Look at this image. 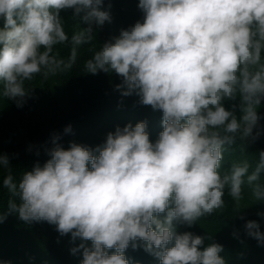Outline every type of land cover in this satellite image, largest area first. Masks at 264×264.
<instances>
[{
	"label": "clouds",
	"instance_id": "clouds-1",
	"mask_svg": "<svg viewBox=\"0 0 264 264\" xmlns=\"http://www.w3.org/2000/svg\"><path fill=\"white\" fill-rule=\"evenodd\" d=\"M103 4L0 0L3 95L23 99L24 82L52 63L53 46L67 39L62 10L73 9L89 25L74 37L80 42L90 37L93 23L110 22ZM138 7L143 21L105 42L86 69L114 72L123 81L117 87L126 86L123 95L138 90L143 105L162 110L158 140L150 141L141 121L118 126L95 149L75 142L67 150L56 145L51 158L25 172L18 185L12 175L4 179L20 200L10 202V210L25 222L47 221L61 235L91 241V247L81 243L71 249L73 254L83 249L81 264H129L124 253L137 241L160 264H225L221 245L201 250L205 238L177 233L175 222L191 226L222 208L226 187L239 200L244 177L254 184L264 167L262 151L251 174L247 163L233 165L223 176L219 171L225 146L234 143L236 133L248 138L260 119L264 0H139ZM237 95L239 119L223 104ZM70 131L69 125L65 132ZM8 164L7 156H0V165ZM253 191L264 199L259 184ZM245 228L264 244L257 221H247Z\"/></svg>",
	"mask_w": 264,
	"mask_h": 264
},
{
	"label": "trees",
	"instance_id": "trees-1",
	"mask_svg": "<svg viewBox=\"0 0 264 264\" xmlns=\"http://www.w3.org/2000/svg\"><path fill=\"white\" fill-rule=\"evenodd\" d=\"M138 3L139 0H104L102 10L109 11L110 22L93 23L90 37L85 35L80 42L74 37L89 25L74 15L73 9L62 10L60 16L67 39L53 46L52 63L24 82L27 95L19 100L9 99L3 95L0 83V156L9 159L8 165H0V264H28L29 260L33 264H81L83 249L75 254L71 249L81 243L91 247V241L73 240L71 234L61 235L56 225L47 221L21 220L10 210V202L19 204L20 200L3 184L8 175L18 185L25 172L37 163L43 166L51 158L50 151L56 145L67 150L75 142L95 149L105 143L108 133L129 123L135 126L146 122L150 141L158 140L163 130L162 110L143 105L138 90L123 95L126 86L117 87L123 81L114 72L92 74L86 69L87 62L105 42L137 21H143ZM260 56V63L264 64V48ZM223 104L238 119L241 117L239 95L224 100ZM257 113L260 119L252 134L243 138L241 133H236L234 143L225 146L219 169L222 176L229 174L236 164L247 163L249 174L260 166V152L264 151V98ZM69 125L71 131L65 132ZM55 137L59 139L54 143ZM256 184L264 188V167L260 168L259 179L254 184L244 177L239 200H234L226 187L222 208L191 226L175 222V231L204 237L201 250L212 243L221 245L220 255L225 264H264V244L249 236L245 228L247 221H257L264 232V215H260L264 214V199H257L254 194ZM136 243V248L130 244L124 253L129 264H160L157 256L145 250L142 241ZM108 251L112 254L114 249Z\"/></svg>",
	"mask_w": 264,
	"mask_h": 264
},
{
	"label": "rangeland",
	"instance_id": "rangeland-1",
	"mask_svg": "<svg viewBox=\"0 0 264 264\" xmlns=\"http://www.w3.org/2000/svg\"><path fill=\"white\" fill-rule=\"evenodd\" d=\"M30 262H31V264H33L34 263V261H31V260H29V263L28 264H30ZM39 264H46V263H39Z\"/></svg>",
	"mask_w": 264,
	"mask_h": 264
}]
</instances>
